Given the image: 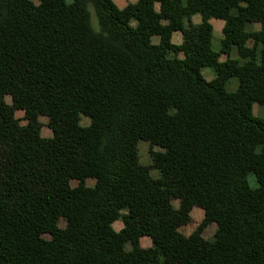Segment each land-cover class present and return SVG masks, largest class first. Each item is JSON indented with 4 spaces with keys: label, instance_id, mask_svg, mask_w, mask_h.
I'll use <instances>...</instances> for the list:
<instances>
[{
    "label": "trees",
    "instance_id": "16d2710c",
    "mask_svg": "<svg viewBox=\"0 0 264 264\" xmlns=\"http://www.w3.org/2000/svg\"><path fill=\"white\" fill-rule=\"evenodd\" d=\"M38 2L0 0V264H264V0Z\"/></svg>",
    "mask_w": 264,
    "mask_h": 264
},
{
    "label": "rangeland",
    "instance_id": "374dc122",
    "mask_svg": "<svg viewBox=\"0 0 264 264\" xmlns=\"http://www.w3.org/2000/svg\"><path fill=\"white\" fill-rule=\"evenodd\" d=\"M33 1L36 4L39 3L38 0H33ZM70 1L71 0H67V2H70ZM89 10L91 12V18H92L93 27H94L95 30L99 31L97 17H96L94 8L91 5L89 7ZM217 22H218V20L214 21V23H213V26L215 28L214 39H213V48H214L215 51H219V49H220V40L222 38V31H221L220 28H218ZM133 24H135V21L133 22ZM254 29H259V27L256 26V27H254ZM181 38L182 37H181L180 34H176L175 38H174V43H176V44L179 43ZM154 42L155 43L157 42L156 38H154ZM180 57L182 58L183 55H180ZM233 57H235V54H233ZM203 75H204V77L207 80H211L214 77V71H213V69L205 68V69H203ZM237 87H238L237 79H231L229 81V83H228V86H227V88H228V90L230 92H235L237 90ZM7 102L9 104H11L10 97H7ZM253 113L257 117L264 118V107L260 106L258 104H254ZM16 117L20 120L21 125H23V126L26 125L27 122L24 119V112L18 111L16 113ZM40 122L42 124V136L44 138H52L53 134H52L51 130L48 127V122H49L48 118L40 117ZM89 122H90L89 119L85 118V117H83L82 120H81V124L83 126L89 125ZM151 150L159 151L160 149L159 148H151V146H150V144L148 142H140V144H139V154H140V159H141V163L142 164L147 165V166L151 165V156H150ZM152 175L155 178L158 177V174H157L156 171H152ZM248 180H249V184H250V186L252 188L257 187V183L255 182L254 177L251 176V177L248 178ZM72 184H73V186H76L77 182H73ZM87 185L89 187H93L95 185V181L92 180V179H89V180H87ZM173 205H174L175 208H178L179 207V202L178 201H173ZM191 217H192L191 222L181 229V232L183 234H185V235L191 234L197 228V226L202 222V220L204 218L203 210H201L200 208L195 207L193 209V211H192ZM60 225H61V227H64L65 223L62 222ZM114 226H115V229L117 231H119L122 228V223L121 222H117ZM216 231H217V225L215 223H213V224L208 226V228L205 230L203 236H204L205 239H212ZM141 245H142L143 248H149L152 245L151 244V240L149 238H143L142 241H141Z\"/></svg>",
    "mask_w": 264,
    "mask_h": 264
},
{
    "label": "crops",
    "instance_id": "0c3cea01",
    "mask_svg": "<svg viewBox=\"0 0 264 264\" xmlns=\"http://www.w3.org/2000/svg\"><path fill=\"white\" fill-rule=\"evenodd\" d=\"M137 1H138V0H114L115 4H116L119 8H124V7L127 6L128 4H130V3H136ZM199 21H200V18H199L198 16H196V17L194 18V22H195V23H198ZM214 21H216V20H212V24L214 23ZM217 24H218V28H220V29L222 30V28H223V26H224V23H223L222 21H219V20H218ZM175 35H176V34H175ZM175 35L173 36V42H174ZM154 38L157 39V42H156V43L154 42ZM154 38H153V43L157 44V43L159 42V38H158V37H154ZM181 42H182V38H181L180 42L177 43V44H181ZM175 44H176V43H175Z\"/></svg>",
    "mask_w": 264,
    "mask_h": 264
}]
</instances>
